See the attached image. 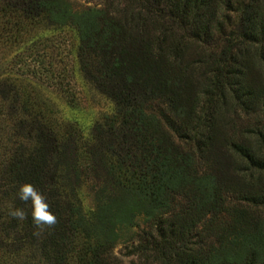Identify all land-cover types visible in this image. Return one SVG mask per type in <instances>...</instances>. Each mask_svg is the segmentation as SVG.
<instances>
[{
	"label": "trees",
	"instance_id": "1",
	"mask_svg": "<svg viewBox=\"0 0 264 264\" xmlns=\"http://www.w3.org/2000/svg\"><path fill=\"white\" fill-rule=\"evenodd\" d=\"M217 1L128 0L115 16L65 0L2 1L0 32L72 27L79 73L112 105L80 138V161L55 147L48 171L37 147L13 165L15 189L31 184L56 217L37 227L19 203L21 241L44 264H114L112 249L135 240L129 255L144 264H264V0H248L246 45L233 55L204 49L231 18L218 25ZM216 153L240 185L231 205L225 173L205 169Z\"/></svg>",
	"mask_w": 264,
	"mask_h": 264
},
{
	"label": "rangeland",
	"instance_id": "2",
	"mask_svg": "<svg viewBox=\"0 0 264 264\" xmlns=\"http://www.w3.org/2000/svg\"><path fill=\"white\" fill-rule=\"evenodd\" d=\"M65 1L76 13L101 11L111 16L125 11L128 5V0ZM131 1L137 3V0ZM247 2L218 0L215 3L219 8L218 25L224 18H231L224 21L223 33H218L220 25L214 29L210 41L204 45L207 52L219 54L225 49L233 55L245 47L246 43L239 34ZM77 46V35L72 27L55 28L46 22L17 36L0 32V264H44L38 250L21 241L22 231L15 225L21 220L8 215L10 208H20L13 165L18 160L23 164L29 163L35 157L37 147H42L47 158L48 154L51 156L47 163L48 171L54 170L55 147L65 149L67 156L80 161L82 152L86 151L80 138L86 139L91 134L92 125L111 111V103L79 73ZM185 96L189 98L190 94L184 92L183 99ZM152 106L162 107L156 103ZM171 119L176 124L181 122L172 116ZM242 125L239 123L237 128ZM69 132L75 139L68 138ZM218 153L215 154L218 163L217 160L209 162L205 169L216 167L217 174L221 170L225 173L226 184L222 185L228 191L223 197L226 205H231L238 197L240 185L234 180L231 170L226 168L229 162ZM85 203L88 207L93 206L92 197ZM137 243L135 240L116 245L111 252V261L114 264H144L143 259L129 255Z\"/></svg>",
	"mask_w": 264,
	"mask_h": 264
},
{
	"label": "clouds",
	"instance_id": "3",
	"mask_svg": "<svg viewBox=\"0 0 264 264\" xmlns=\"http://www.w3.org/2000/svg\"><path fill=\"white\" fill-rule=\"evenodd\" d=\"M16 198L30 204L31 217L37 227L42 224L51 226L56 223V217L49 211L44 197L31 184L21 185L17 190ZM8 215L13 219L23 220L25 218V213L20 208H10Z\"/></svg>",
	"mask_w": 264,
	"mask_h": 264
}]
</instances>
